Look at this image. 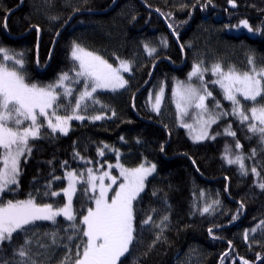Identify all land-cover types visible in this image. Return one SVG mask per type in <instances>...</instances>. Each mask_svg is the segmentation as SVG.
<instances>
[{
  "label": "trees",
  "instance_id": "1",
  "mask_svg": "<svg viewBox=\"0 0 264 264\" xmlns=\"http://www.w3.org/2000/svg\"><path fill=\"white\" fill-rule=\"evenodd\" d=\"M235 3L236 7L229 0H0V46L24 53L21 71L26 82L46 86L69 71L76 64L71 49L77 40L95 53L104 50L112 62L129 61L131 67L126 87L114 94H97L100 104L91 102L92 114L72 122L67 135L41 132V138L32 142L26 162L21 158L18 189L5 193L3 199L25 200L32 193L37 203H65V172L84 166V160H96L98 149L104 153L110 149L106 157L114 159L116 149L126 168L156 165L133 202L136 231L122 264H180L191 247L202 251L197 264H264V190L258 187L264 177V144L258 133L248 131L252 121L241 123L231 114V102L212 83L215 76L210 71L216 63L225 70L230 66L247 69L250 56L258 67L264 64V0ZM71 17L70 25L57 37ZM242 20L254 29L261 28V34L237 28ZM33 26L39 27V33ZM145 45L157 51L149 56ZM240 45L243 47L237 50ZM50 50L53 55L48 60ZM201 61L209 69L203 74L204 83L212 92L206 103L218 119L210 130V137L215 135V139L193 144L184 130L148 110L145 94L159 77L169 92L175 80H188L193 65ZM191 82L201 85L197 77ZM140 89L143 91L137 94ZM222 110L229 113L225 118L219 115ZM95 115L102 119L93 120ZM229 125L235 137L225 134ZM237 140L240 149L235 148ZM226 146L233 156L241 152L250 156L256 150L245 160L247 176L240 174L239 165L222 159ZM252 167L259 177L251 173ZM45 191L60 195L44 196ZM217 200L219 204L202 214L206 204ZM88 206L91 202L78 192L73 210L78 213L77 220L79 213L86 214ZM149 215L155 223L143 224ZM165 215L168 220L161 225V233L155 225ZM233 216L237 218L233 220ZM57 221L56 225L36 221L35 226H28L34 227V232L14 233L10 244L0 246V259H19L14 257L16 249L31 239L34 250L38 248L35 242L49 245L39 248L44 255L38 259L45 264H61L68 254L63 245L68 244L74 253L73 246L79 240L69 242L70 222L62 216ZM52 232L58 233L55 244L51 235L45 236Z\"/></svg>",
  "mask_w": 264,
  "mask_h": 264
},
{
  "label": "snow or ice",
  "instance_id": "2",
  "mask_svg": "<svg viewBox=\"0 0 264 264\" xmlns=\"http://www.w3.org/2000/svg\"><path fill=\"white\" fill-rule=\"evenodd\" d=\"M229 3L236 7L235 0H229ZM50 18L57 19V17ZM240 24L249 33L259 35L262 32L261 28L254 29L250 26L247 20H242ZM33 27H36V31L39 33V27ZM56 35L58 36L59 33ZM162 43L166 45L167 41L164 40ZM54 44L55 41H53V47ZM37 49H39V43H37ZM145 50L149 56L157 51L155 47L149 48L148 45H145ZM52 55L50 50L47 56L48 60L52 59ZM71 59L77 63L73 64L69 71L60 73L55 83L38 86L36 83L26 82L25 74L21 71L25 66L24 53L0 46V246L5 243L10 244L13 241L14 233L34 232L35 228L28 226H35L36 221H49L56 225L58 224L57 217L62 216L70 222L68 228L71 231L67 240L71 242L78 239L79 242L73 246L74 253L73 248L68 244L63 245L68 254L64 256L61 264H122L121 257L129 252V246L134 240L136 231L133 202L144 190L147 177L156 170L155 164H151L150 167L141 164L136 168H125L119 163L118 150L113 149L117 152L118 162L116 165H109V168H118L122 177V181L114 191L113 185L117 184V177L111 175L109 171H104L97 176L92 169H87L86 180L83 179L82 173L79 177L75 173H67L69 183L67 188L62 189L67 200L66 203L57 202L55 206L53 203H37L36 197L32 193H29L28 199L25 200L3 199L5 193L15 192L19 187L21 158H24L26 162L27 156L32 152L30 140L35 141L41 138L40 129L45 126L41 117L47 121V128L51 129L52 133L59 131L67 135L69 121L86 119V116L81 115L80 112L82 108L83 111H87L89 107L87 102L99 103V100L94 96L95 93L101 90L115 92L124 88L128 83L120 71H131L129 61L122 60L119 68H114L107 60L75 41L72 44ZM36 63L38 66L40 65L38 51ZM248 65L250 67L244 70H239L234 66L225 70L220 63H216L210 70L211 75L217 77L212 83L219 85L224 99L231 102L232 115L238 116L241 123L253 121L248 124V131L254 134L258 133L261 144H264V64L258 67L254 57L250 56ZM208 71V68L203 67V61L196 63L188 74V80L191 81L193 77H197L203 85V74ZM70 72L74 73V76L70 75ZM65 81H71L76 85H80L83 81V84L77 91L67 86ZM58 88L63 91L57 92ZM74 93H76L75 96ZM203 93L200 94L198 89L190 84L185 86L182 81L177 83L173 92L176 98V108L182 116L188 115V107L194 106L200 110L197 115L200 118L201 128L192 137L193 141L197 143L208 138L215 139V135L209 137L207 128L216 123L217 116L212 115L205 104V100L212 96V92L204 86ZM61 97L68 101L67 105L62 101L58 103ZM162 100L163 89L156 94L155 102L152 105L157 114L160 113ZM219 106V101H216V107ZM61 107L70 108L72 114H57ZM49 109H52L51 115H49ZM248 112L251 113V116L247 114ZM205 113H209L206 120L203 119ZM228 114L224 112L219 115ZM113 115H115L114 112ZM52 117L55 118V122ZM92 119L100 120L102 116L95 115ZM181 126L192 129L191 124L182 123ZM225 134L236 136V133L231 131V125L225 129ZM139 142L137 140V143ZM104 147L108 148L109 146L104 145ZM235 148H242L239 140L235 142ZM98 154L103 156L104 151L98 149ZM255 154L256 150L253 149L250 156H245L242 152L233 156L230 148L226 146L225 156L222 159H225L230 165H239L240 174L247 176L249 170L245 165V160L251 159ZM88 162L90 163V161ZM193 163L195 162L193 161ZM251 173L257 177L260 176L255 167L251 168ZM106 178L111 183L105 184ZM57 179L60 178L57 177ZM77 180L86 184V187L81 189L84 194L89 191L93 193L89 200L94 203V207L87 208L86 215L79 213V220H77L78 213L73 211V196L77 191ZM12 185H15L16 188L11 187ZM258 187L264 190V177L261 178ZM97 189L99 190L98 195H96ZM110 191H113L111 197L108 195ZM43 195L59 196L60 192L45 191ZM213 204H219V201L206 204L202 209V214L209 213ZM243 207L244 205L241 204V208ZM236 218L233 216L232 219ZM167 220L168 216L165 215L155 226L161 228V225ZM150 222L155 223L151 215L142 221L143 224ZM163 230L161 228V233ZM252 231L254 232L255 229ZM209 233H212L211 228ZM48 235L52 236V243L55 244L58 233H45V236ZM247 235L245 233V239H247ZM159 238L158 234L157 240ZM213 238L217 239L218 237L214 236ZM33 243V240L26 239L14 253V257H19V259H0V264H45L44 260L38 259L39 256L44 255L39 251V248L46 249L49 245L35 242L38 244V248L34 250ZM244 264H247V261Z\"/></svg>",
  "mask_w": 264,
  "mask_h": 264
},
{
  "label": "rangeland",
  "instance_id": "3",
  "mask_svg": "<svg viewBox=\"0 0 264 264\" xmlns=\"http://www.w3.org/2000/svg\"><path fill=\"white\" fill-rule=\"evenodd\" d=\"M240 28H243L242 25H240L239 29ZM210 30V29H209ZM211 31V30H210ZM207 33H209L208 31L207 32H204V35H207ZM213 36V35H212ZM81 41L82 40H77L76 42L81 44ZM220 48V47H219ZM95 53V52H94ZM97 55L101 56L102 58H104L105 60H107L110 64H112V66L114 68H119V65H120V61L118 62H112L110 60H108V57H106V54L104 53V50L103 51H100V52H96ZM77 63V62H76ZM78 65V64H77ZM130 72H123L122 70L120 71V74L125 78L127 79V75L129 74ZM70 75L74 76V73H71ZM217 79V77L214 78V80ZM57 80H55L53 83H55ZM184 82V85L187 86V85H191L195 88L198 89L199 93L200 94H204L203 93V87L206 86L205 83H203V85H197V84H194L192 83L191 81L189 80H175L172 85H171V88H170V91L167 92V84L166 82L164 81H161L160 83H157V84H153L152 86H150V88L147 90L146 94H145V97H146V102H147V108L148 110L154 114V115H157L158 117H161L166 123H170V125L172 124V126L174 127H178V128H181V130H184L185 131V134L188 138V140L190 142H192L193 144H198V143H202V142H205L207 139H204L200 142H194L192 137L194 135H196L199 131H200V128H201V122H200V118L199 116L197 115L200 110L195 108L194 106H191V107H188L187 111H188V115L187 116H182L177 108H176V98L174 97L173 95V92L174 90L176 89L177 87V83L178 82ZM65 84L67 86H70L74 89H76L77 91H79L81 89V85L83 84V81H81V84L80 85H76V84H72L71 81H65ZM148 84V83H147ZM217 85V84H215ZM219 87V85H217ZM126 87V86H125ZM124 87V88H125ZM124 88H121V89H118L116 90L115 92L118 93L120 92L121 90H123ZM220 88V87H219ZM163 89V100H162V103H161V106H160V113L157 114L153 108H152V105L153 103L155 102V96L156 94H158L160 92V90ZM57 92H62L63 89H56ZM115 92L113 91H107V90H101V91H98L97 93L94 94V96L96 97L97 94H102V93H108V94H114ZM74 96L76 95V93L73 94ZM71 99V98H69ZM96 99L99 100V97L97 95ZM63 102L65 105H67L68 101L65 100L63 97H61V100L58 101V103L60 102ZM89 104V107L87 109V111H83V108L80 112L81 115H91L92 114V103L91 101H88L87 102ZM100 104V102L98 103ZM205 104L207 105L206 103V100H205ZM208 106V105H207ZM209 108V107H208ZM49 115H51V112H52V109H49ZM209 112L211 113V111L209 110ZM220 113H224L226 112L225 110H222V111H219ZM59 115H71V109L70 108H66V107H61L58 111ZM212 114V113H211ZM249 116H251V113L248 112L247 113ZM208 115L209 113H205L204 116H203V119H208ZM214 115V114H212ZM215 116V115H214ZM226 115H222L223 118H225ZM41 120L44 121V127H42L40 129V131H44L45 130V133H48L47 131H49L50 133H52L51 129L47 128V121L44 120L43 117L40 118ZM53 121L55 122V118L52 117ZM218 119V118H217ZM74 121H79V120H71L69 121V128H68V132L71 128V125L72 122ZM217 121V120H216ZM251 121V120H250ZM253 122V121H252ZM27 123V122H26ZM182 123H186V124H191L192 125V129H189V128H186V127H182L181 124ZM214 124V123H213ZM211 124L210 126H208L207 130H208V135L210 137V130L212 128V125ZM52 134H60V135H64L62 133H60L59 131L55 132V133H52ZM209 139V138H208ZM32 140H30V144H32ZM108 153H111L110 149L106 151V153H104L103 156H98V158L94 161L92 160H89L90 163L87 161V160H84L83 161V165L84 166H81V167H78V168H74V169H71L69 171H66L65 172V176H64V180L66 181V185H65V188H67L68 186V183H69V177L67 175V173L69 172H72V173H75L77 174V176L79 177V175L82 173L83 174V179L86 180L87 179V169H92L93 170V173L97 176L101 175L104 171H109L111 175L117 177V184L116 185H113V191L116 189V187L119 185V183L122 181V177L120 176V172H119V169L116 168V167H112V168H109V165H116L117 164V153L114 155V159H110L108 157H106V154ZM119 155V154H118ZM22 159H21V163H22ZM119 163L121 164V160H120V155H119ZM145 167H150L151 166V163H145L144 164ZM126 168V167H125ZM155 172V171H154ZM154 173H152L151 175H149L147 177V179L152 176ZM147 179L145 180V183L147 182ZM97 183H99L97 181ZM111 183L110 180H108L107 178L105 179V184H109ZM146 185V184H145ZM76 187H77V191L75 193V195L73 196V210H74V200L76 198V195L78 192L81 191V189H83L84 187H86V184L84 183H81L79 182V180L76 181ZM144 189H145V186H144ZM98 189H97V192H96V195H98ZM113 191H110L108 193L109 197H111L113 195ZM82 192V191H81ZM143 192V191H142ZM141 192V193H142ZM83 193V192H82ZM140 193V194H141ZM84 194V193H83ZM86 197H87V200H89V197L93 195V193L91 191H89L87 194H84ZM66 199V197H65ZM67 202V200H66ZM65 202V203H66ZM91 202V201H90ZM91 206L94 207V203L91 202ZM89 207V206H88ZM87 214V212H86ZM85 214V215H86ZM200 254H202V251L199 247H191L187 252H185L181 259H180V264H197L199 259H200ZM122 258V257H121Z\"/></svg>",
  "mask_w": 264,
  "mask_h": 264
},
{
  "label": "bare ground",
  "instance_id": "4",
  "mask_svg": "<svg viewBox=\"0 0 264 264\" xmlns=\"http://www.w3.org/2000/svg\"><path fill=\"white\" fill-rule=\"evenodd\" d=\"M72 18H73V17H71L70 20L67 21L66 25L62 28L63 30H65V29L70 25V23H71V21H72V20H71ZM63 30H62V31H63ZM242 47H243V46L240 45L239 47H237V50L240 49V48H242ZM52 48H53V47H52ZM199 48H202V46H199ZM205 49H206V47H205ZM149 81H150V80H149ZM161 81H164V79H163L162 77H159L158 79H155V80H154V82H155L154 84L160 83ZM142 88L144 89L145 87H142ZM143 89H140V90L137 92V94L140 93V92H142Z\"/></svg>",
  "mask_w": 264,
  "mask_h": 264
},
{
  "label": "water",
  "instance_id": "5",
  "mask_svg": "<svg viewBox=\"0 0 264 264\" xmlns=\"http://www.w3.org/2000/svg\"><path fill=\"white\" fill-rule=\"evenodd\" d=\"M62 30H63V29H62ZM62 30H60L59 35L62 33ZM59 35H58V36H59ZM58 36H57V37H58Z\"/></svg>",
  "mask_w": 264,
  "mask_h": 264
}]
</instances>
